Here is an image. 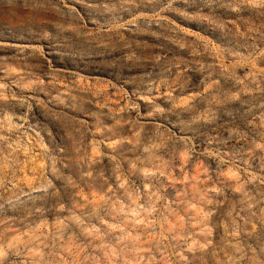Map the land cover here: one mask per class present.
<instances>
[{
  "label": "rangeland",
  "instance_id": "rangeland-1",
  "mask_svg": "<svg viewBox=\"0 0 264 264\" xmlns=\"http://www.w3.org/2000/svg\"><path fill=\"white\" fill-rule=\"evenodd\" d=\"M0 264H264V0H0Z\"/></svg>",
  "mask_w": 264,
  "mask_h": 264
}]
</instances>
